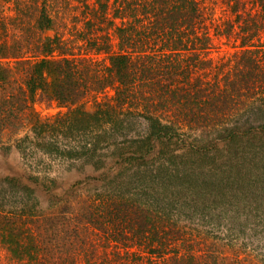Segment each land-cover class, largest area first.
<instances>
[{
	"label": "trees",
	"instance_id": "1",
	"mask_svg": "<svg viewBox=\"0 0 264 264\" xmlns=\"http://www.w3.org/2000/svg\"><path fill=\"white\" fill-rule=\"evenodd\" d=\"M78 1L83 26L73 37L61 29L69 0H0L3 153L13 144L23 156L37 149L63 157L71 168L49 181L79 198L76 210L66 196L42 191V177L0 176L8 264H264V185L246 193L247 173L237 163L236 189H200L168 162L209 148L224 157L240 141L253 150L264 145V122L255 123L264 115V0H222L234 15L222 20L205 12L217 0ZM223 36L235 50L217 57ZM82 41L105 57L77 53ZM39 101L67 111L43 118ZM160 155L167 161L158 163ZM1 157L0 167L8 160ZM84 183L100 189L85 197L76 191ZM43 192L64 202L58 213L41 207ZM6 197L20 205L6 207ZM247 199L250 209L241 210ZM202 207L230 220L218 239L248 231L259 238L256 257H228L217 240L205 243V230L188 225L210 216Z\"/></svg>",
	"mask_w": 264,
	"mask_h": 264
},
{
	"label": "rangeland",
	"instance_id": "2",
	"mask_svg": "<svg viewBox=\"0 0 264 264\" xmlns=\"http://www.w3.org/2000/svg\"><path fill=\"white\" fill-rule=\"evenodd\" d=\"M71 2V5L68 7L67 11L65 12L64 16L66 17L68 26L61 28L65 30L68 33V35L77 34L81 30V27L83 26V22L80 20L82 17L84 18V14L82 13V5L79 3L78 0H69ZM207 10L205 11L207 15H210L213 13L215 18L219 19H224L227 16L231 15L234 17V15L230 13H226L224 10L225 6H222V0H217L216 5H213L211 3H207ZM251 7V4H249V8ZM105 25V24H104ZM76 28H78L76 32ZM105 31H102L101 34L103 35ZM99 37L101 35L99 34ZM102 38V37H101ZM99 38V39H101ZM116 44V41H114ZM216 48L221 49L222 52L220 54L216 53V56H222L226 52H231L235 50L232 45H235V41L232 40L231 43L230 41L225 37H221V39H216ZM114 46V45H113ZM215 46V45H214ZM78 47L76 49L77 53H82L83 55H88V57L95 58L98 60H102L105 55L104 54H96L94 53V47L92 45H89L86 41L80 42V44L74 46ZM116 48V47H115ZM215 57V56H214ZM88 102H86V109L88 110H93L94 108V101L88 99ZM37 110L41 117L43 118H49L51 116H55L56 114L60 112H66L67 108H60L56 102L50 103L49 101H42V102H37L36 104ZM258 118L255 120V123H260L264 122V115H257ZM144 121V120H142ZM28 128V127H27ZM132 128V127H131ZM258 129V128H256ZM29 132V129H26L21 135H24ZM128 133H135L134 127L130 130H128ZM213 135H217L215 132H212ZM219 140V139H218ZM217 141V140H215ZM234 141V140H233ZM254 145V144H252ZM264 146V145H262ZM253 150L254 147L252 146H244L241 144V141L233 146L230 147H225L226 153L225 156L223 157L222 154H219L217 151L215 153L214 148H209L208 150L202 149V153L204 154H195L196 158L193 160L190 159H181V158H174L170 159L168 162L170 163V166L172 168L179 167L183 169L186 173H189L193 175V177L197 180L194 181L197 185H201L200 189L210 188L214 185V189L217 187H224L223 191H229L232 189H236L237 186L233 185V178L235 176V164L238 163V165H244L241 169H244L242 172V176L246 174V179H244L247 185L243 187L244 190H247L246 193L252 192L257 195L258 192V187L264 185V175L261 174L262 171V166L264 164V160H260L264 156V147ZM107 151V150H105ZM4 152V147L0 144V154L8 158L7 163L2 165L0 167V176L4 175H24L26 177H39L42 179L43 183H46L47 187L42 188V191L48 190L51 191L56 197L63 199L67 192L69 190L64 189L67 184H61L58 183V187H53L52 183L49 181L50 178H54L56 180H60L61 178H64L66 176V172L69 167L67 165V161L58 155H51V154H45L41 151H38L37 149L34 150H28L24 156L19 152L17 148L12 144V147L8 149L6 152V155L3 153ZM0 155V158H2ZM160 159V162L162 161H167L165 156H159L157 158V161ZM156 162V161H155ZM163 163V162H162ZM161 164V163H160ZM257 166H259L257 168ZM117 167V165H116ZM262 168V169H261ZM76 169V168H74ZM251 169V170H248ZM111 173V171H109ZM251 173V176L250 174ZM107 176V173H106ZM105 176V177H106ZM256 177H262V179L259 180V184L255 182ZM113 178V177H112ZM181 179H178L180 181ZM186 180H184L183 183ZM95 182V181H93ZM182 182V181H181ZM178 182V183H181ZM184 186L186 184H183ZM62 187L64 191L62 190ZM100 189V185H98V188L96 187L95 184H81L76 187V191L82 195L86 196H92L95 191H98ZM218 191V190H215ZM41 197V207L50 210L53 209L56 213L59 210V207L64 205V202L60 203L58 202L57 204H53L54 200H50L51 197L48 193L43 192V194H40ZM6 207H11L12 205H20V202H16V198L12 197H6ZM67 199H70L71 202L74 204L73 209L78 210L79 204L74 203L78 201V197H69L66 196ZM252 199V197H251ZM251 199H247L245 203H240L238 204L241 210H246L247 208L250 209V205L247 204L248 201ZM51 203V204H50ZM52 205V207H51ZM237 208V205L235 206ZM252 210L255 208V206H251ZM260 208V213L261 216L264 217L263 211H264V206H258ZM201 211H207V214L210 216H200L197 217L196 219L192 220V222H189L188 225H193V226H199L203 230H205V238L206 241L205 243L208 242H213L217 240L218 246L217 249H220L222 251L223 248H226V250L222 251L226 256L232 257V256H237L239 255L240 257H248L251 258V256H255L257 253V250H255L256 245H259V238H252V232L248 231L250 233L249 237L242 236L239 237L238 239H230L229 241L225 239H218L217 237L221 234L219 230H217L219 227H227L226 225H230V220L225 219L224 217H219V216H214L212 217V214H210V209L202 207ZM213 212V211H212ZM214 213V212H213ZM219 213V212H215ZM244 219V218H243ZM242 219V220H243ZM249 219V218H248ZM251 219V218H250ZM259 221H263L261 218H257ZM229 220V222H227ZM186 221V220H185ZM184 221V223H185ZM247 221V219H246ZM198 229H201L199 228ZM198 229L194 230L192 234H196ZM190 233V232H189ZM202 234V236H203ZM201 236V237H202ZM223 237H226L225 235ZM204 238H200L202 241ZM205 240V239H204ZM231 240H233V245H228L231 243ZM235 247L236 250H233L232 248L229 247ZM246 248V249H245ZM245 249V250H244ZM260 254V252H259ZM223 255V254H222ZM238 256V257H239ZM8 264V260L6 258V251L4 248L0 245V264Z\"/></svg>",
	"mask_w": 264,
	"mask_h": 264
}]
</instances>
